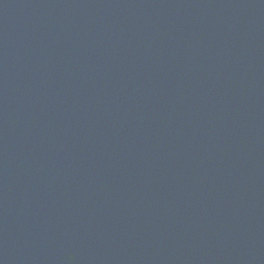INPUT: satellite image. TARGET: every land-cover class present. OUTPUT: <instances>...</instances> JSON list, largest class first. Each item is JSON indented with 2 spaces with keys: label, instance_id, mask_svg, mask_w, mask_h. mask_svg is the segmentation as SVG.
Instances as JSON below:
<instances>
[{
  "label": "water",
  "instance_id": "1",
  "mask_svg": "<svg viewBox=\"0 0 264 264\" xmlns=\"http://www.w3.org/2000/svg\"><path fill=\"white\" fill-rule=\"evenodd\" d=\"M0 264H264V0H0Z\"/></svg>",
  "mask_w": 264,
  "mask_h": 264
}]
</instances>
